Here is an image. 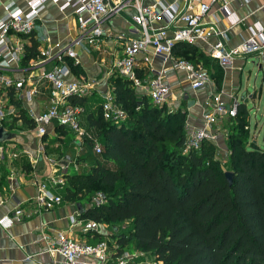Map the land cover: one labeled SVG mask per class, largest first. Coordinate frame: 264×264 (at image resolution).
<instances>
[{"label":"trees","instance_id":"trees-1","mask_svg":"<svg viewBox=\"0 0 264 264\" xmlns=\"http://www.w3.org/2000/svg\"><path fill=\"white\" fill-rule=\"evenodd\" d=\"M37 47L34 41L27 46L24 59L36 58ZM173 54L194 64L205 59L187 43H177ZM109 84L127 117L121 123L105 120L100 107L89 115L102 151L82 157L90 163L86 173L65 176L66 200L104 195L102 204L90 205L79 219L117 229L112 235L92 233L87 241L114 237L119 250L150 252L164 264H264V148L244 130L245 106L231 120L229 153L222 160L208 140L182 151L185 110L154 105L115 73ZM225 171L233 174L231 184Z\"/></svg>","mask_w":264,"mask_h":264},{"label":"built area","instance_id":"built-area-1","mask_svg":"<svg viewBox=\"0 0 264 264\" xmlns=\"http://www.w3.org/2000/svg\"><path fill=\"white\" fill-rule=\"evenodd\" d=\"M233 0H210V4H218V12L228 20L236 19L230 11ZM3 6L4 15L0 18V70L7 68L12 62H18L23 56L22 36H29L36 26L40 10L47 3L55 4L62 13H69L75 23V34L70 42H55L39 50L37 59L42 62L53 61L50 69L40 70L33 87L24 92L30 99L37 92L36 84H47L49 90V107L46 111L33 114L32 120L39 135L46 133L51 123L66 127L80 140H91V134L81 124L80 115L83 107L74 101L97 91L101 102L100 109L105 120L115 123L123 122L127 115L115 103L111 88L97 90L98 81L80 75L69 79L70 63H80L76 48L89 52L91 49L101 50L105 38L112 35L111 25L114 19H122L127 30L116 31V39L121 41L122 48L114 56L106 74L113 73L128 80L132 87L143 89L151 102L156 106L171 107L172 83L170 72L181 73L183 79L193 91L204 90L211 84L206 68L194 64L186 58L173 54L177 43L196 45L201 52H207L223 69H231L234 60L240 57L264 55V36L262 31L243 39L238 45H227L226 30L220 29L215 16H208L210 4L204 0H21ZM264 7V0H262ZM159 61V65L155 64ZM141 61L148 69L146 78L137 76L138 63ZM25 80L13 78L0 73V89L13 87L20 90ZM2 96L0 93V105ZM237 100L230 104L221 99L220 91H213L202 106L203 128H192L186 133L182 151L198 149L203 140L216 145L220 136L228 137V131L218 126L217 131L210 128L220 118L231 120L237 115ZM171 111V109L169 110ZM3 112L0 107V120ZM187 129V128H186ZM95 143L93 149L99 154L101 145ZM218 153V152H217ZM229 150L226 148L220 159L225 160ZM55 184H64L63 176L52 177ZM36 202L43 208H52L62 201L61 196L53 195L40 184ZM92 205L104 202V195L97 193L91 198ZM21 210L14 211L12 217L0 218V225L8 227L13 221L21 219ZM100 226L92 220H81L71 216L67 231H58L53 237L43 236L44 250L57 253L64 264H164L153 253L131 250L120 246L116 238L90 244L86 238L79 239L76 232L89 235L99 232Z\"/></svg>","mask_w":264,"mask_h":264},{"label":"crops","instance_id":"crops-1","mask_svg":"<svg viewBox=\"0 0 264 264\" xmlns=\"http://www.w3.org/2000/svg\"><path fill=\"white\" fill-rule=\"evenodd\" d=\"M21 3V0H0V18L4 15L3 6L9 2ZM210 4V0H204ZM218 4H210L208 16H215L220 29L226 30L227 45L233 47L243 39L256 32L262 31L264 36V7L262 0H233L230 11L237 22L230 23L218 12ZM114 30L112 35L105 38L101 50L91 49L89 52L76 48L80 63L75 65L80 71L70 69L69 79H76L83 75L98 81L97 90L110 88L109 77L106 72L114 56L122 48L121 41L116 39V31L127 30L122 19H114L111 23ZM116 30V31H115ZM75 23L69 13H62L57 6L47 3L40 10L36 26L29 36H22L24 53L20 61L12 62L1 74L14 80L24 79V87L16 90L13 87L1 88L2 103L0 105L3 117L0 120V218L12 217L15 210H21L19 221H13L8 227L0 225V264H64L63 258L57 253H48L44 250L43 236L53 237L58 231H67L71 216L80 217L77 205L82 210L92 205L91 200L78 199L66 200L65 188L67 183L55 184L52 177L86 173L90 163L83 161L87 153L96 154L93 147L96 142V133L89 127L88 116L100 107V96L97 91H92L86 97L76 98L74 101L83 107L80 115L81 124L91 134V140H80L66 127H58L57 123L47 126L45 134L39 135L35 128L30 110L33 114L46 111L49 107V90L47 84H36L37 92L28 100L23 95L26 90L34 86L40 70L50 69L52 60L42 62L40 59H24L25 48L34 41L38 51L55 42H70L75 34ZM32 38V39H31ZM205 59L200 63L206 68L211 79V84L204 90L193 91L183 79L181 73L170 72L169 81L172 83L171 107L169 110L181 108L186 111V133L192 128H203L202 106L206 99L215 90L221 92V99L230 104L237 100L247 110L246 103L256 93L241 92V78L245 64L249 58L264 71V55L257 60L256 56L236 58L231 69H223L216 60L203 52ZM72 60V59H69ZM159 65V61L155 60ZM149 75L144 63L139 61L137 76L146 78ZM262 85H264V77ZM140 95L147 96L145 91L135 88ZM242 98V99H241ZM248 117L249 111L247 110ZM83 117V120L81 118ZM249 122V119H248ZM228 118H220L211 126L212 131H217L220 126L230 131L231 124ZM249 129V126H248ZM91 141L92 145L87 144ZM216 146L222 152L227 148V139L220 136ZM218 151V150H217ZM79 166H82L80 170ZM44 184L45 189L53 195H59L62 201L52 208H43L36 202L39 185ZM106 229V228H105ZM100 231L105 232L102 228ZM99 231V232H100ZM115 232V230H113ZM79 239L89 235L79 231L75 233Z\"/></svg>","mask_w":264,"mask_h":264},{"label":"rangeland","instance_id":"rangeland-1","mask_svg":"<svg viewBox=\"0 0 264 264\" xmlns=\"http://www.w3.org/2000/svg\"><path fill=\"white\" fill-rule=\"evenodd\" d=\"M254 59L249 58L245 64L241 78V92L247 91L248 94L256 93L255 97L250 98L246 103L247 110L249 111V117L247 114L246 124L244 130L250 131V138L255 141L256 145L260 148H264V85H262L264 71L256 67L253 63ZM249 119V122H248ZM83 120V117L81 118ZM217 157L223 156V152L217 147ZM82 170V166H79ZM128 223L121 225L122 229H126ZM108 234H113L109 226H101ZM106 228V229H105ZM114 238V237H113Z\"/></svg>","mask_w":264,"mask_h":264},{"label":"water","instance_id":"water-1","mask_svg":"<svg viewBox=\"0 0 264 264\" xmlns=\"http://www.w3.org/2000/svg\"><path fill=\"white\" fill-rule=\"evenodd\" d=\"M242 99V98H241ZM3 131L2 128L0 129V136L2 137ZM225 177L228 180V183L231 184L232 183V179H233V174L231 171H225ZM78 211L81 213L83 210L81 208V206L78 204L77 205ZM115 231H117V229H114Z\"/></svg>","mask_w":264,"mask_h":264}]
</instances>
